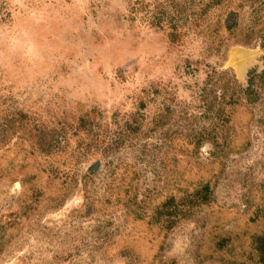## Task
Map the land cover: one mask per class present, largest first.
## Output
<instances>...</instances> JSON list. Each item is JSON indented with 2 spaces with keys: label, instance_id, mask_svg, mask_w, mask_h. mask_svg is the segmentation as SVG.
Wrapping results in <instances>:
<instances>
[{
  "label": "rangeland",
  "instance_id": "obj_1",
  "mask_svg": "<svg viewBox=\"0 0 264 264\" xmlns=\"http://www.w3.org/2000/svg\"><path fill=\"white\" fill-rule=\"evenodd\" d=\"M0 264H264V0H0Z\"/></svg>",
  "mask_w": 264,
  "mask_h": 264
},
{
  "label": "bare ground",
  "instance_id": "obj_2",
  "mask_svg": "<svg viewBox=\"0 0 264 264\" xmlns=\"http://www.w3.org/2000/svg\"><path fill=\"white\" fill-rule=\"evenodd\" d=\"M237 64V63H236Z\"/></svg>",
  "mask_w": 264,
  "mask_h": 264
}]
</instances>
